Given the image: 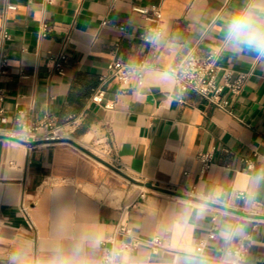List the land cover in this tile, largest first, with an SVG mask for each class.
<instances>
[{
	"label": "crops",
	"instance_id": "1",
	"mask_svg": "<svg viewBox=\"0 0 264 264\" xmlns=\"http://www.w3.org/2000/svg\"><path fill=\"white\" fill-rule=\"evenodd\" d=\"M247 3L0 0V34H9L0 39L8 54L0 80L7 117L0 123V264H13V257L49 264L57 250L70 256L81 243L76 255L100 264L101 243L93 247L84 238L98 236L109 246L120 238L118 221L143 237L158 234L163 245L157 253L147 247L125 252L119 257L124 264H216L193 255L197 242L206 240L203 254L217 258L218 247L244 236V263L264 264V56L223 45L225 21ZM152 6L161 11L163 33L149 46L139 37L149 23L132 8ZM42 22L49 28L45 36L38 33ZM61 48L68 56L64 76L50 61ZM212 51L223 66L249 73L231 100L233 116L195 92H178L168 73L187 52ZM135 57L148 65L140 87L100 82L109 61ZM98 87L113 109L89 102ZM18 111L27 121L51 116L59 124L85 116L70 142L26 146L4 134L16 127ZM209 150L212 166L199 176L197 154ZM190 185L197 198L176 197ZM213 213L219 223L208 240Z\"/></svg>",
	"mask_w": 264,
	"mask_h": 264
},
{
	"label": "built area",
	"instance_id": "2",
	"mask_svg": "<svg viewBox=\"0 0 264 264\" xmlns=\"http://www.w3.org/2000/svg\"><path fill=\"white\" fill-rule=\"evenodd\" d=\"M13 5L7 4L6 9H12ZM134 11L145 15V20L149 23L139 37L144 42L151 46L154 41L163 33L162 14L158 7L152 6L135 7ZM108 20H103L101 25H107ZM116 29H121L120 25H112ZM48 25L42 22L39 26L38 33L40 36H45L48 32ZM0 39L6 41L9 39V34L6 31H1ZM51 69L59 76L65 75V66L68 62V56L63 48L55 52L50 57ZM8 67V54L4 47L0 45V80L6 75ZM107 75L100 76V82L104 83L107 79L114 80L121 86L140 87L143 84L144 75L148 69V65L144 58H132L131 60L112 59L106 65ZM171 76L174 88L180 93L195 92L206 101L226 112L229 115H234L231 109L232 98L238 96L244 86V83L249 75L248 72L235 70L223 66L219 63V52L212 51L205 56H199L193 52H187L182 58L168 69ZM5 90L0 88V103L5 99ZM89 102L100 105L105 109L111 110L114 108V102L105 101L104 90L96 88L89 97ZM85 114L80 113L72 115L68 120L59 124L51 116H44L39 120L27 121L24 118V113L18 111L13 117L15 128L6 129L4 134L7 139L12 142L23 144L26 146L36 145H54L61 142H70L75 129L81 124ZM7 117L4 115L3 108L0 106V123L5 124ZM98 154L104 150L100 148ZM199 162V176L205 175L213 163V151L199 152L197 154ZM251 169V163L247 166ZM237 197H244L246 192H235ZM178 198L185 200H194L198 197L197 190L194 185L183 188L178 195ZM20 212L28 223L29 227L32 224L28 217L27 206L21 204ZM218 217L215 213L211 215V225L207 235L208 240L216 237L218 228ZM114 234L119 236V240L112 239L110 245L106 246L107 241H102V251L100 255V264H124L119 259L120 255L125 252H134L140 247H147L152 253H157L163 248L161 237L154 234L150 237H143L135 234L133 229L126 223L118 221ZM248 237L244 236L235 241L228 242L226 245L217 248L220 255L217 258L205 256L204 248L207 245L206 240H199L195 245L193 255L201 259H212L216 264H245L244 258L248 251ZM264 260V258H262Z\"/></svg>",
	"mask_w": 264,
	"mask_h": 264
},
{
	"label": "clouds",
	"instance_id": "3",
	"mask_svg": "<svg viewBox=\"0 0 264 264\" xmlns=\"http://www.w3.org/2000/svg\"><path fill=\"white\" fill-rule=\"evenodd\" d=\"M223 45L225 49L233 52H241L247 49L264 56V0H249L244 7L238 9L224 23ZM234 233H226V238ZM91 246L97 247L101 243L100 237H85ZM82 243L74 248V254L66 256L57 250V254L49 261V264H91L87 259L79 258ZM13 264H22L18 257H13ZM229 264V262H225Z\"/></svg>",
	"mask_w": 264,
	"mask_h": 264
},
{
	"label": "water",
	"instance_id": "4",
	"mask_svg": "<svg viewBox=\"0 0 264 264\" xmlns=\"http://www.w3.org/2000/svg\"><path fill=\"white\" fill-rule=\"evenodd\" d=\"M1 145H2V142H1V140H0V150H1Z\"/></svg>",
	"mask_w": 264,
	"mask_h": 264
}]
</instances>
